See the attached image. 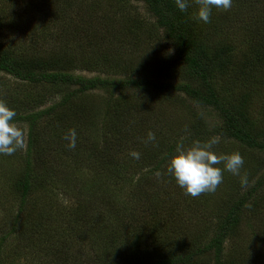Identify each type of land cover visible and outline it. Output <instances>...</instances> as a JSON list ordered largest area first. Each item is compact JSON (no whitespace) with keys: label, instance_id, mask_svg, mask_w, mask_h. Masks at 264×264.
Here are the masks:
<instances>
[{"label":"rangeland","instance_id":"374dc122","mask_svg":"<svg viewBox=\"0 0 264 264\" xmlns=\"http://www.w3.org/2000/svg\"><path fill=\"white\" fill-rule=\"evenodd\" d=\"M253 1L248 0L247 4L251 6ZM86 3L87 0H0V47L12 54L22 55L27 61L55 59L65 65L70 61L67 71L87 78H156L155 71L162 64L172 62L169 57H173V49L163 37L158 39L155 21L143 4L100 0L101 10L95 8L85 14L81 7H85ZM191 4H194L191 15L195 16L198 5L195 0ZM259 4L256 1L252 10H246L244 24L250 22L253 14L264 17ZM218 11L215 8L212 10L214 13ZM230 24V35L235 44H244L245 34L238 29L241 23L237 24L234 18ZM219 33L226 34L222 24ZM136 39L139 44H136ZM117 49L125 55L118 57ZM110 54L116 61L111 60L100 70L88 72L78 68L85 59L95 61L99 58L104 63L103 56L110 58ZM169 74L172 80L167 81L170 83L183 81L180 67H171ZM62 89L44 85L26 86L0 72V101L16 113H23V107L34 105L33 102L25 104L31 99L44 97V101L54 102L63 93ZM87 95L90 101L86 115H76L73 126L53 117L37 124L33 158L47 163L48 169L45 173L42 167L36 170L35 182L41 178L38 181L41 184L45 178L47 183L39 188L36 185L35 205L40 212L51 210L52 228L56 229L47 235L49 240L45 239V243L38 247L37 263L34 260L33 264H44L52 259L59 261L68 255H71V264H98L96 260L99 257L104 262L100 264H107L114 255L118 264H125L128 259L136 264H150L200 233L203 234L197 246L207 244L219 224L218 218L225 214L223 205L215 206V201L230 195L228 181L234 175L223 172L222 182L214 192L192 197L185 195L167 173L168 161L159 170L161 175L158 178L154 175L156 171L153 173L151 170L153 166L139 167L141 159L151 157L152 163H155L167 154L169 146L179 135L169 134L165 129L176 128L179 129L176 132L186 133V113L196 110L191 106L186 107L187 111L185 108L176 109L178 102L160 96L154 99L155 95L148 102L146 96L132 89L125 90L124 97H127L129 105H124L126 122L121 125L120 131L111 124H103V115L109 103L107 93L96 90ZM12 96L14 99L10 100ZM20 101H23L22 105L18 104ZM150 108H155L154 119L157 121L152 120L147 127L142 120L148 118ZM197 110L207 124L219 122L212 110ZM261 112V109L257 110L254 116L259 122ZM16 126L25 130V147L11 156L0 155V231L10 227L12 213L17 209L18 177L28 148V125ZM69 130L76 133L74 148H69V141L64 139ZM149 131L155 135V141L147 142ZM136 136L144 139H136ZM231 143L225 142L228 152L213 150L217 154L233 153L237 149L234 150L236 146ZM217 144L222 146L219 139ZM217 144L213 147H218ZM131 151L139 152L140 158L133 159L129 155ZM239 153L244 163L237 182L242 185V178L246 177V181L251 179L247 163L251 156L246 152L249 155L247 159L244 152ZM256 158L264 159V156ZM217 167L222 168L223 165ZM249 234L247 230H242L239 236L228 240L224 245L225 255L232 253V256L239 257L242 250L254 254ZM64 243L69 244L70 249L60 252L56 246ZM212 260L209 254L198 263L212 264Z\"/></svg>","mask_w":264,"mask_h":264},{"label":"trees","instance_id":"16d2710c","mask_svg":"<svg viewBox=\"0 0 264 264\" xmlns=\"http://www.w3.org/2000/svg\"><path fill=\"white\" fill-rule=\"evenodd\" d=\"M114 1L143 4L149 16L155 21V27H153L160 34L156 36L158 39L163 37L173 49V57H169L172 62L159 65V69L155 71L156 78L151 76L115 80L110 77L76 76L67 71L70 68L68 66L70 61H67L66 65L55 59L27 61L22 55L12 54L0 47V72L26 86L44 85L50 88H63V93L54 102L48 103L43 100L44 97L31 99L25 104L33 102L34 105L23 107V113H16L14 117L16 124L28 125V148L18 177L17 209L12 213L10 227L0 231V264H22L24 261L27 264L35 263L34 260L39 253L38 247L42 242L45 243V239L49 240L47 235L56 229L52 228L51 210L40 212L35 205L37 202L35 190L47 183L45 178L41 184L38 183L41 178L37 180V183L35 182L36 170L42 167L45 173L48 169L47 163L33 158L36 146L34 137L38 122L53 117L71 123L73 126V118L76 115L80 113L83 117L86 115L90 101L87 94L102 90L107 93V102H109L107 111L103 115V124H111L115 130L122 131L121 125L126 122L124 121L126 120L124 105L125 103L129 105L127 97H124V91L129 89L142 94L141 96H146L148 102L151 101L149 98L155 95L154 99L160 96L162 99L178 102L175 104L176 109L184 110L185 108L187 111L186 107L191 106L196 110L186 113L188 117L186 133H178L175 130L179 129L176 128L165 129L169 134L171 132L179 135L174 144L169 146L167 154L155 163H152L151 157L141 159L140 168L153 166L151 168L153 173L159 171L174 154L178 142L190 146L193 140L206 141L211 137L219 139L222 145L217 144L218 147H213L215 150L228 152L225 147L228 149L229 147L225 142L231 141V145L236 146L235 152H244L247 159L249 155L246 152L251 156L250 161H247L251 179L242 186L237 182L240 175L230 176L228 181L230 195L215 201V206L223 205L225 214L218 218L219 224L207 244L203 247L197 246L203 234L200 233L181 243L177 249H170L166 254L149 263L199 264L198 261L203 256L211 254L212 264H264V173H262L264 159L256 158V156H264V17L253 14L247 25L243 21L247 16L246 10H252L256 1L260 2L259 6L262 7L260 12L264 13V0H254L251 6L247 4L248 0H236L227 11L219 9L217 13L212 12L208 23L197 21L195 16L191 15L194 9V4L191 2L194 0H188L189 6L185 11L177 8L175 0ZM86 6L81 7L85 14L96 10L95 8L102 9L100 0H87ZM234 18L237 24L241 23L238 29L245 34L244 41L242 40L245 43L242 45L241 43L236 45L230 35V21ZM221 24L226 34L219 33ZM128 27L130 26L125 28ZM139 43L137 40L136 44ZM117 52L118 57L125 55L118 49ZM111 54L110 58L103 56L104 63L99 58L95 61L85 59L78 68L88 72L100 70V67L104 68V64L108 65L111 60L116 61ZM175 66L182 69L184 78L183 81L173 84L167 80H172L169 69ZM176 95H183V97L180 99ZM12 99L14 96L10 98ZM18 104L22 105L23 101ZM197 108L212 110L218 116L219 122L215 125L207 124ZM260 109L262 110V117L259 119L261 122L254 118L257 110ZM154 112L155 108L153 110L150 108L148 118L142 120L144 126L148 127L152 120L157 121L154 119ZM136 139L144 138L136 136ZM251 180H253L252 183ZM32 201L34 203H31ZM242 230L250 233V243L254 254L242 250L239 257L232 256V253L225 255V243L239 236ZM65 236L67 241L68 237ZM59 247L56 246L60 252L62 249H70L69 244L65 243L60 244ZM50 255L53 257V253ZM70 256H64L59 261L48 260L44 264H71ZM115 258L116 255L111 257L107 264H118ZM96 262L104 263L100 257ZM125 264L136 263L128 259Z\"/></svg>","mask_w":264,"mask_h":264},{"label":"clouds","instance_id":"9594fccd","mask_svg":"<svg viewBox=\"0 0 264 264\" xmlns=\"http://www.w3.org/2000/svg\"><path fill=\"white\" fill-rule=\"evenodd\" d=\"M195 3L198 7L194 18L208 23L213 8L227 11L231 7L232 0H195ZM175 4L180 11H185L189 6L188 0H175ZM15 116V110L0 101V155L11 156L25 147V130L16 126ZM146 135L147 142L155 141L156 137L151 131ZM64 139L69 141V148L75 147L74 130H69ZM217 143L216 137L206 141L193 140L190 146H185L182 142L177 143L174 154L168 159L166 171L185 195L197 197L205 192H214L222 182L223 172H229L234 176L240 175L244 163L240 153L217 154L213 150V146ZM129 155L133 159L140 158V153L136 151H131ZM221 164L222 168L217 167ZM154 175L158 178L161 174L156 171ZM246 182V177L241 179L242 186Z\"/></svg>","mask_w":264,"mask_h":264}]
</instances>
